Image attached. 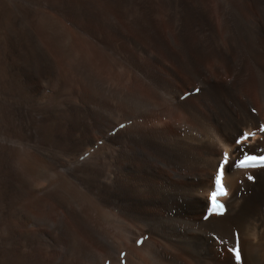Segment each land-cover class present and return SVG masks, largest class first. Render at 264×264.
Wrapping results in <instances>:
<instances>
[{"label":"bare ground","instance_id":"1","mask_svg":"<svg viewBox=\"0 0 264 264\" xmlns=\"http://www.w3.org/2000/svg\"><path fill=\"white\" fill-rule=\"evenodd\" d=\"M262 127L264 0H0V264H264Z\"/></svg>","mask_w":264,"mask_h":264},{"label":"snow or ice","instance_id":"2","mask_svg":"<svg viewBox=\"0 0 264 264\" xmlns=\"http://www.w3.org/2000/svg\"><path fill=\"white\" fill-rule=\"evenodd\" d=\"M261 131H264V127L261 128ZM248 137V134H245V139H247ZM264 159V158H262ZM228 162V156H227V153H225V156H224V160L223 162L219 165V168H218V175H217V178H216V183L220 189V192L222 194H227L226 191H225V186L223 184V180H224V175H225V171H224V165ZM250 179L252 177H249ZM213 200L215 201V194L213 195ZM221 209L223 208V206L221 205L220 206ZM234 255H235V260L238 262H240L241 260V252L239 249H235L234 250Z\"/></svg>","mask_w":264,"mask_h":264},{"label":"rangeland","instance_id":"3","mask_svg":"<svg viewBox=\"0 0 264 264\" xmlns=\"http://www.w3.org/2000/svg\"><path fill=\"white\" fill-rule=\"evenodd\" d=\"M82 39H83V37H82ZM82 42L84 43L83 40H82ZM64 75H66V76H64V78H65V77H66V78H67V77L69 78L68 73H64ZM66 78H65V79H66ZM238 145H239V144H238ZM169 217H170V214H169ZM171 218H172V217H171Z\"/></svg>","mask_w":264,"mask_h":264}]
</instances>
